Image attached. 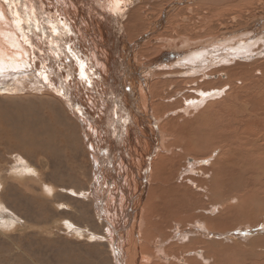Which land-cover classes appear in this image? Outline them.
<instances>
[{
  "label": "bare ground",
  "instance_id": "6f19581e",
  "mask_svg": "<svg viewBox=\"0 0 264 264\" xmlns=\"http://www.w3.org/2000/svg\"><path fill=\"white\" fill-rule=\"evenodd\" d=\"M223 1L0 0V149L14 165L0 197L16 244L27 223L15 211L84 241L95 233L69 217L94 222L95 206L116 264H264V216L241 227L264 200V130L243 77L263 74L264 89V60L251 66L264 0L205 40L208 5ZM226 66V82L209 80ZM256 155L261 172L240 176ZM25 250L32 264L78 262L39 235Z\"/></svg>",
  "mask_w": 264,
  "mask_h": 264
},
{
  "label": "rangeland",
  "instance_id": "374dc122",
  "mask_svg": "<svg viewBox=\"0 0 264 264\" xmlns=\"http://www.w3.org/2000/svg\"><path fill=\"white\" fill-rule=\"evenodd\" d=\"M224 1L221 2L220 6H218V5H217L218 7L215 6L214 7L215 9H212V5H208L210 7V9L208 8V14L206 15V18H205L206 23L204 22V25H206V32L209 29H210V32L204 37V38H206L205 40H212L213 37H217L219 35V33H224V31L231 32V31L240 30L243 26H245L247 24L244 20V19H246L245 17L248 16V19H249V17H254L252 13H255V11L259 10V8L261 7V5L259 7V3L261 1L258 3V0H255V3L252 4L251 7L248 9H246V6L241 5V3H237L238 0L237 1L232 0L233 2L231 0H228V1H225L226 4H224ZM230 4H231V6H230ZM262 4H264V3H262ZM216 7H217V9H216ZM257 7H259V8H257ZM220 8H223V9H220ZM241 18H242V20H241ZM256 18L261 19L259 17H256ZM232 19L234 21H232ZM239 19H240V21H239ZM232 28H233V30H230ZM162 56L163 57L165 56V58H166L164 60V62L162 61L164 64H167L166 60H168L170 62V64H173L172 62L174 61L175 57L172 59H168L167 55L162 54L159 58L162 59L163 58ZM263 60L264 59H259L257 63H252L251 66H253L254 69H256L255 65H258V63H263ZM158 62H159L158 60H155L154 62H149V63H158ZM242 62H245V63L249 62L250 63L252 61H242ZM259 69L263 70L261 72H264V66H260ZM219 72H220V77L222 79H217L215 77H212L214 75H211V77H209L210 78L209 80L210 81L221 80L223 82H226L228 80L227 78H229V74L227 73V66L223 68V71H219ZM246 76L247 75L243 76L244 82L250 84V86L248 87L247 94H250L251 92H253L252 93L253 102L257 105V110L261 114V118H257V119L254 118V119L257 122H260V124H261L260 127H261V129L264 130V110L260 107V104L262 106H264V94H262V96L256 95V93H258V92L264 93V89H262L261 84H259V79L262 80L261 77L263 76V74L256 73L255 76H248V78ZM252 78H254V79H252ZM239 84L242 85L243 81L239 82ZM221 88H226V87H221ZM245 96L246 95H244V98H242V100L240 102V106H245V105L249 104L248 99ZM2 99H3V97L0 96V103H1ZM259 132L262 133V131H260V130H259ZM246 135H247L246 132H241L240 136H246ZM0 159L3 160V161H0V175L6 176V178H8V177H10L9 175L12 173L11 168L14 166L13 162H11V160L9 161L7 156H3L1 149H0ZM3 165H5L6 167H3ZM260 165H261V163L259 162V155L254 156L253 161L242 159V160L238 161V166L241 168L240 170H238V172L240 173V176H247V175H249L255 171L261 172L258 169V166H260ZM40 168L41 167H39V169ZM89 170H91V165H90ZM90 177H91V175H90ZM80 185H81V183H80ZM1 191H2V188H0V194H1ZM260 192L262 194H264V189H260ZM64 193L68 194L69 196L76 197L80 200H85L84 197L82 195H80V193H78L77 195H74V193L72 194V192H70V191H65ZM92 202L94 204V198L92 199ZM0 203H1V206H0V264H32L31 263V257H27V251L25 250V247L27 246L29 239H34V236H36V235L37 236L39 235L42 239H45V240H48L51 242L54 241L60 249H65V250L70 251L69 256H71L73 258V261H78L80 264L82 263L83 260H86L88 258L92 259L93 262L96 264H116V262H115L116 257L114 255V249L112 252L110 237L107 234V232H108L107 226L105 225V221L99 220L95 206L92 207V209H93L92 215H93V221L94 222L82 221L75 216L69 217L70 219H72L76 224L80 225L81 227L89 226L92 230L91 232L95 233V236H94V238H92V240L89 239V237H87V235H86L84 241H81L83 239L75 237L74 235L70 234L67 231L65 232L61 225L54 226L51 232L44 231V230L40 229V227L37 228V226L38 225L41 226V224H38L35 221V219H32L24 210L15 211L16 214L19 216V218L22 220H26V223H27V226L24 227V231H25L26 236L23 235L22 231L18 232L17 234H20L22 236V238L19 239L17 244H16L13 241L14 233L12 231V226H13L12 224H13L14 219H12L8 213V211H10V209H11L10 203L8 201V197L6 195L0 197ZM2 206L5 207L7 210L2 208ZM255 206L256 207H253L254 218L249 219L245 222H242L241 227H242V225L244 226L245 224L246 225L251 224V226L254 228L258 226L257 216H259V215L264 216V200L261 201L260 203L257 202ZM1 208L3 211L1 210ZM258 209H260V210H258ZM261 210L263 212H261L262 214L261 213L259 214V211H261ZM53 218L54 219H52V221L61 219L60 214H58V213H54ZM95 218H96V220H95ZM253 220H255V221H253ZM17 223L22 224L21 221H18ZM4 233H6V234H4ZM18 236L19 235H15V238H17ZM99 238H101L102 240ZM35 242H37V241H35ZM38 245H39V243H38ZM50 248H51V246L45 244L43 247L44 251L42 252V254L46 255V252ZM261 249L263 250V248H261ZM261 249H258V250H261ZM113 255L115 258L113 257ZM78 262H76V264H78Z\"/></svg>",
  "mask_w": 264,
  "mask_h": 264
}]
</instances>
